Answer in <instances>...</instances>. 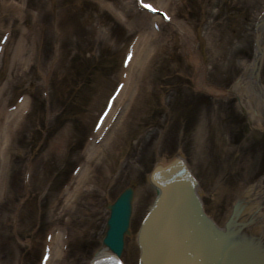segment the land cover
Segmentation results:
<instances>
[{
	"label": "rangeland",
	"instance_id": "374dc122",
	"mask_svg": "<svg viewBox=\"0 0 264 264\" xmlns=\"http://www.w3.org/2000/svg\"><path fill=\"white\" fill-rule=\"evenodd\" d=\"M158 1L166 10L176 2ZM186 1L172 20L157 15L155 30L156 19L121 18L122 9L135 0H0V100L6 99L8 107L18 97L19 105L27 101L19 113V148L7 155L6 180L12 177L13 189L0 206L3 264H40L32 250L42 253L45 247L51 254L46 264H85L104 231L106 200L132 177L138 179L137 215L153 198L148 170L136 164L139 159L183 150L219 220L242 188L254 182L264 186V116L258 103L264 98V0ZM75 47L83 55L86 50L98 53V64L87 55L88 68L68 69L66 54ZM143 48L148 64L133 63L136 77L129 85L133 58L143 57ZM105 51H116L114 68L93 70L90 66L106 62L101 57ZM239 76L246 81L242 97L234 94ZM206 87L229 94L223 100L201 92ZM63 96L71 102L60 113ZM33 97L40 102L33 104ZM71 136H78L80 150L69 152L67 164L76 166L63 168L65 173L72 169L69 176L56 177ZM63 195L73 197V203L63 202ZM41 196L46 212L51 204L61 213L53 218L61 220L62 242L55 240L58 228L51 214L40 213ZM127 244L124 259L135 264L133 239Z\"/></svg>",
	"mask_w": 264,
	"mask_h": 264
},
{
	"label": "bare ground",
	"instance_id": "6f19581e",
	"mask_svg": "<svg viewBox=\"0 0 264 264\" xmlns=\"http://www.w3.org/2000/svg\"><path fill=\"white\" fill-rule=\"evenodd\" d=\"M158 3L159 4H161V5H163L162 3H160V1H158ZM166 4V3H165ZM164 4V5H165ZM157 8H158V6H156ZM159 9H162V7L161 8H159ZM130 10H134V7L132 8V6H126L125 7V9L123 8L122 9V14H123V16H125V15H127L128 13H129V11ZM148 16L149 15H147V18H148ZM133 19V18H132ZM153 19V18H152ZM172 20V19H171ZM183 25H185V24H183ZM182 28V27H181ZM181 31H183V32H185V30L184 29H182ZM186 35H187V40H189L190 42L192 41V35H191V33L189 32V33H187L186 32ZM143 39H144V37H143ZM141 40H142V37H141ZM145 40V39H144ZM146 40H149V38H146ZM153 44H150V47L152 46ZM140 45H139V41L137 40V41H135V43H134V45H133V47L137 50V48H140L139 47ZM142 51H143V57L142 58H140V59H137L136 61H138L139 62V64H148V60H149V57L147 56L148 54H146V53H144L145 52V49L143 48L142 49ZM136 53H138L139 51L137 50V51H135ZM137 55V54H136ZM139 58V57H138ZM136 59V58H135ZM134 63V62H133ZM244 76V75H243ZM245 79V78H244ZM250 82H253V81H250ZM128 83V82H127ZM236 83H237V85H236V87H235V89H234V94H236V95H238V96H240V97H242V95H244V92H245V88H244V86H245V83H246V81H244L243 79H242V76H239L238 77V80L236 81ZM129 86V85H128ZM127 85H125V91H126V88L128 87ZM201 92H206V93H210V95H212V94H214L215 96H217V97H219V98H221V99H223L224 100V98H226L227 97V95L229 94V93H226L225 91H222L221 89L220 90H218L217 88H213V87H206L204 90H202ZM213 96V95H212ZM212 99V98H211ZM4 99H1L0 100V200L1 199H3L4 197H5V187H7V184H6V181H3V167H4V165H7L8 164V160L7 159H5L4 158V153H5V148H6V146H5V144L7 143V140H9V139H11V138H13V135L15 136V139H16V133H15V128L17 127V124H18V121H19V113H21V111H22V108H24V106H25V104H26V102L27 101H25V98H23V101H22V103L19 105L18 104V106L15 108V110H14V113H16V114H14L13 112H11V117L10 118H8V117H6V120H3L2 121V116H3V114L5 113L4 112V109H5V106H4V102H5V100L3 101ZM258 100V99H257ZM257 100H254V101H257ZM237 103L238 104H240V102H239V100L237 99ZM258 103L260 104V111L263 109V116H264V98L262 97V96H260V98H259V101H258ZM256 109H257V107H256ZM258 110H256V115H258ZM257 126V128H260L259 127V125H256ZM238 132H239V129H238ZM262 132L264 133V129H262ZM238 134H240V133H238ZM238 136V135H237ZM12 142H14L13 141V139L11 140ZM102 148V147H101ZM63 149V148H62ZM64 150V149H63ZM7 151H8V149H7ZM179 152V153H178ZM177 153H178V155L180 156H182V159H185L184 157H185V153L184 152H182V150H180V151H178ZM258 153H261V151H260V149H258ZM64 154H65V152H64ZM148 160L146 161V163L148 164ZM181 162H182V164H183V168H184V165H190L189 164V162L187 161V163H185L186 161L185 160H181ZM161 165V164H160ZM170 164L168 163V162H166V160H164V161H162V167H168ZM8 166V165H7ZM263 166V165H262ZM264 167V166H263ZM187 173V175L191 178V179H194V178H196V182H194L193 183V185L191 186L192 187V189H193V196L196 198V199H193L194 200V204H196V208L197 207H200V208H202L201 209V212H208V211H211L212 209H213V205L211 204V205H209L208 207L206 206L207 204L206 203H208L207 201H209V197H211V196H208L207 197V195L205 194V192H207L206 191V189H205V187H204V185H203V183L200 181L201 179H200V177L197 175V173H195L194 171H193V169H192V172H186ZM153 182L151 181V183H149V185L151 186V187H153ZM6 185V186H5ZM251 186H252V184H251ZM137 187V186H136ZM136 187H134L133 185H130V187H129V191H132L133 192V194H134V192L135 193H137V189H136ZM256 187V188H255ZM263 188H264V186L262 187V186H260L259 185V183L258 184H256V183H254L253 184V186L251 187V189H252V191H251V193H253L255 196H256V198H257V202H259V201H261L260 203H257V211H258V214L259 215H264V191H263ZM243 189V188H242ZM8 190V189H7ZM122 190V189H121ZM258 191V192H257ZM240 192V191H239ZM239 192H238V194H239ZM140 195H139V197H141V193H139ZM237 194V195H238ZM144 195V194H143ZM64 196V195H63ZM65 198H64V201L65 202H68V204H71V203H73L72 201V197L69 195V196H64ZM236 197V196H235ZM146 198V196L144 197V199ZM155 199H156V197H154V195H153V198L151 197L150 199H149V205L147 204V206L144 208V210L143 211H145V212H147L148 214H146V215H144V216H142L141 217V220H143L144 218H147V216L149 215V213L151 212L150 210H149V207H150V209H152L153 208V206H154V203H155ZM137 200V199H136ZM210 200H212V199H210ZM118 201V200H117ZM138 201V200H137ZM196 201H198V203H196ZM203 202H205V203H203ZM115 202L114 201H112L111 202V204H110V206L112 205V204H114ZM150 204H153V205H150ZM260 204H262L263 205V207H259L258 205H260ZM211 206V210H210V207ZM114 209H115V207L116 206H112ZM231 209L232 208H227V210L224 212V214H221V216H223V218L222 219H217V224H218V226H219V224H221V228H224L226 225H227V223L229 222V220H230V218H231V216H232V214H233V212H234V210L233 211H231ZM108 213H110V211H111V208H109L108 207ZM138 207H137V204H136V202L133 200L132 202H129V208L127 209V207H126V209H125V214H128V216L130 217V218H134L137 214H138ZM136 211H137V213H136ZM113 212H114V210H113ZM57 214V217H60L61 216V213L60 214H58V212L55 210V208L54 207H49V210H48V215H50L51 214V219H52V221H51V224H53V226H55V227H57L58 228V233H57V235H56V237H55V240H56V242H62V236H63V232H64V229H63V227H62V223H61V220H58V219H55V218H53V216H54V214ZM213 213V212H212ZM217 214H219V213H217ZM210 215V214H209ZM211 216H216L215 214H213V215H211ZM218 216V215H217ZM62 217H63V215H62ZM208 218H211V217H208ZM142 224L143 223H141V225H140V228H141V226H142ZM137 232H139V229L137 230ZM108 233V229H105V231H103L102 232V234L101 235H99V237L100 238H98V247H97V251H96V255H97V257H99V253H104V252H108V250L109 249H107L108 247L105 245V241H106V239L104 238V237H106V234ZM105 239V240H104ZM91 241H93V239H91ZM90 243V241L89 240H86L85 241V243ZM97 242V241H96ZM86 243V244H87ZM85 244V245H86ZM101 248V249H100ZM53 254V253H52ZM55 254V253H54ZM49 259H51L50 257H49ZM85 260V259H84ZM86 261V260H85ZM89 260H87V262H88ZM51 262H52V260H51ZM86 262V263H87ZM93 262V261H92ZM92 262H89V264H91ZM51 264V263H50ZM88 264V263H87Z\"/></svg>",
	"mask_w": 264,
	"mask_h": 264
},
{
	"label": "water",
	"instance_id": "95a60500",
	"mask_svg": "<svg viewBox=\"0 0 264 264\" xmlns=\"http://www.w3.org/2000/svg\"><path fill=\"white\" fill-rule=\"evenodd\" d=\"M169 166L171 167V169L169 168ZM169 166L168 168L160 166V169L166 170V171L168 169L170 172H173L171 171L172 166L171 165ZM179 166H182L181 168H183L182 162L180 163ZM249 195L250 197L243 195L242 199H240L239 201L240 206L238 207V210L237 209L234 210L229 222L223 228L224 236H221L219 232L215 231L211 236H209L206 239V243H205L206 247L203 250H199L198 252V250L194 248V255L198 261H200L201 259L205 263L204 258H206V256L209 253L210 258L212 259L216 258L215 261L211 260L210 264H214V263L219 264L218 262H220V264H255L256 262H255V259L253 260L252 258L251 251L253 253H257V255L260 252L262 258H264V215L258 214L257 207H256L258 200L256 196L253 193L250 194V192H249ZM180 197H183V196L181 195ZM173 198H178V195L176 197L173 196ZM188 198L190 200H193V193L192 195H189ZM156 203L157 201L155 200L153 207H156ZM114 211H115V215H119L122 212L121 215L116 216L117 218L121 217L122 215L124 216L125 207L121 209L120 207L116 206ZM149 216H151L150 213L147 217ZM233 217L235 218L240 217L241 220L244 221L243 223L245 226L244 228H246L247 231H245L244 228L240 229L245 234L244 237L241 234L234 236V233L236 231L232 229V226H234V224L232 225L231 219ZM237 222L239 223L240 220H237ZM250 222L252 223V225H250ZM256 228L258 229V231H256ZM143 231L144 232H142L141 239L146 242L148 240L149 232L146 227L143 229ZM107 234H109V232ZM231 234L233 235V237H231ZM254 235H256L255 238H254ZM152 237L156 239L159 237V235L152 234ZM245 238L247 240H245ZM182 242L184 244L187 243L186 239L182 240ZM232 249H235V250L238 249L239 253L234 256V251ZM258 257L260 256L258 255ZM190 261L192 260L189 259V262ZM189 262H187V264Z\"/></svg>",
	"mask_w": 264,
	"mask_h": 264
}]
</instances>
